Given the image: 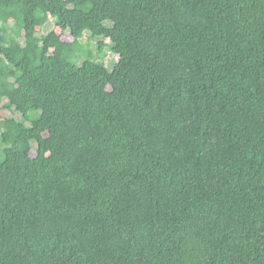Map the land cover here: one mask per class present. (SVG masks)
Returning a JSON list of instances; mask_svg holds the SVG:
<instances>
[{
	"label": "trees",
	"instance_id": "obj_1",
	"mask_svg": "<svg viewBox=\"0 0 264 264\" xmlns=\"http://www.w3.org/2000/svg\"><path fill=\"white\" fill-rule=\"evenodd\" d=\"M0 104V264H264V0H0Z\"/></svg>",
	"mask_w": 264,
	"mask_h": 264
},
{
	"label": "rangeland",
	"instance_id": "obj_2",
	"mask_svg": "<svg viewBox=\"0 0 264 264\" xmlns=\"http://www.w3.org/2000/svg\"><path fill=\"white\" fill-rule=\"evenodd\" d=\"M39 30V29H38ZM57 31L58 34H61V29L58 28L55 23H54V20H49V22H47L44 27L40 30L41 33H48L50 31ZM62 37L65 41H73V38L69 35V33H65V34H62ZM86 37L82 40V42H86ZM99 41V40H98ZM109 41L106 40L105 41V44H107ZM92 47L95 49L94 52L97 51L96 49V46H95V43L92 44ZM95 60L98 61V62H103L105 63L106 67L109 69V70H112L115 66V63L116 61L118 60V57L117 55H115L111 50H110V47L107 48L104 53L101 55V56H96L95 57ZM1 106V104H0ZM0 117L1 118H10L12 117V115L9 113V111L7 110H3L1 113H0ZM16 118H19V116H15ZM32 156H34V153L32 154Z\"/></svg>",
	"mask_w": 264,
	"mask_h": 264
}]
</instances>
